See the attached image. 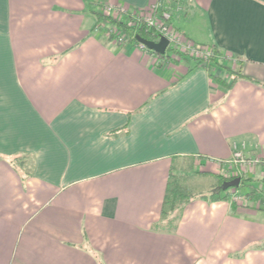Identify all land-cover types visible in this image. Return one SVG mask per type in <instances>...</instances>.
Here are the masks:
<instances>
[{
    "label": "crops",
    "instance_id": "1",
    "mask_svg": "<svg viewBox=\"0 0 264 264\" xmlns=\"http://www.w3.org/2000/svg\"><path fill=\"white\" fill-rule=\"evenodd\" d=\"M150 2L0 0V264H264V207L200 197L232 141L264 152V87L100 25ZM183 2L179 31L264 83V0ZM170 173L197 193L161 217Z\"/></svg>",
    "mask_w": 264,
    "mask_h": 264
},
{
    "label": "built area",
    "instance_id": "2",
    "mask_svg": "<svg viewBox=\"0 0 264 264\" xmlns=\"http://www.w3.org/2000/svg\"><path fill=\"white\" fill-rule=\"evenodd\" d=\"M183 10V0H151L145 10L135 12L108 5L104 7L103 11L113 16L129 13L134 23H142L154 33L165 37L168 40V46H171L173 50L197 59H206L211 55L212 48L209 45L194 43L172 23L173 15ZM115 29L112 25H108L106 28L107 34H115ZM117 39L121 42L124 41L123 35H119ZM138 46L140 49H147L142 43H139ZM231 149L230 158L223 162L225 176H241L243 173L251 170L255 171V169H263L264 171V152L247 154L244 140L232 141ZM229 196L231 201L238 204L246 199V195L238 192L235 188L230 190Z\"/></svg>",
    "mask_w": 264,
    "mask_h": 264
},
{
    "label": "trees",
    "instance_id": "3",
    "mask_svg": "<svg viewBox=\"0 0 264 264\" xmlns=\"http://www.w3.org/2000/svg\"><path fill=\"white\" fill-rule=\"evenodd\" d=\"M100 25H104L103 27H107V25H112L115 27L116 31L115 34H112L111 37H113L117 42L119 43H128L132 42L135 44H139L137 37H143L149 40H157L160 35L157 33H154L152 30L148 29L144 24L142 23H134L131 19V16L129 13L123 14L124 17L123 20L118 19L120 15L113 16L110 14H107L105 12L98 11L97 12ZM173 18V17H172ZM131 20V22L129 21ZM173 23V20H172ZM119 35H123L124 41L121 42L117 39ZM212 48L211 55L207 57L206 59H197L192 56H188L187 54L179 53L176 50H173L171 46H168L167 51H165L163 54L155 52V54L159 57H170L171 55L168 53L170 51L174 55L178 53V57L180 58H190L193 59L196 63V65L203 66L209 73V75L215 77L214 70L217 68H222V70L227 73L231 80L227 83L228 88L230 87L231 83L234 82L236 79L243 78L248 79L250 81H253L259 85H262L264 87L263 82H259L253 78H250L243 74L240 69V63L239 59L233 57V61L237 60V65L235 67H231L228 64H223V61H226V56L223 55V53L216 47V46H210ZM224 67V68H223ZM217 77V76H216ZM219 79H222L221 77H217ZM238 175H235L237 177ZM240 177V183L239 186L245 185L250 183V180H254L251 177H246L243 174ZM234 178V176H225V175H219L217 178V184L214 185L209 192L206 194L200 195L201 198H209L212 201H216L219 199H227L228 194L231 189H223L222 184L225 180H229ZM257 180V179H256ZM258 180L264 181V177L259 178ZM238 186V187H239ZM188 187L185 184V180L183 177L177 176L175 174L170 173L169 179L167 181L165 194H164V201L163 206L161 209V217H166L167 215L176 214L178 210H181L182 206L192 197V194L190 195L186 189ZM237 188V187H235ZM233 189V188H232ZM257 193V191L252 190L250 192L245 193V195L248 197H254V195ZM257 200V198H255ZM177 216V214L175 215Z\"/></svg>",
    "mask_w": 264,
    "mask_h": 264
},
{
    "label": "rangeland",
    "instance_id": "4",
    "mask_svg": "<svg viewBox=\"0 0 264 264\" xmlns=\"http://www.w3.org/2000/svg\"><path fill=\"white\" fill-rule=\"evenodd\" d=\"M102 11L104 10V8H100ZM104 12V11H103ZM123 14H120V16L118 17V19H120V20H123V16H122ZM130 22H131V20H129ZM180 24L179 23H176V27H178ZM115 28V27H114ZM179 28V27H178ZM171 53V52H170ZM173 55V54H172ZM176 55H178V53L177 54H175L174 56H176ZM233 57H226L225 58V60L226 61H223L222 63L224 64H228L229 66H231V67H235L234 66V64L235 63H237V61L236 62H233ZM224 68V67H223ZM217 69H219V70H221L220 68H217ZM214 70V69H213ZM189 162L187 161V160H183V161H181L180 162V166L181 167H183V169H185V170H183L180 174H185V173H189V169H188V167H189ZM173 172L176 174V173H178L176 170H173ZM225 175V174H224ZM264 177V176H263ZM190 179V178H189ZM189 179H188V181H187V183H186V179H184L185 180V184H186V186L188 187L187 189H186V193H187V191H188V193L191 195V194H193V193H195L196 191H197V189H193L190 185V183H189ZM256 184H257V186H256ZM246 186H249V188H247ZM232 188H235V187H229L228 189H232ZM235 189H237V191L238 192H242V193H246V191L247 192H250V191H252V190H254L255 189V191H257V193L254 195V197H253V199H251V198H249V197H245L246 199H245V201L244 202H242L241 204H238L237 202H234V201H232L233 203H236V204H238V205H242V204H249V205H251V206H256V205H258L259 207H264V181H262V180H256V179H254V180H252L250 183H248L247 185H241V186H239V187H237V188H235ZM248 189V190H247ZM261 191V192H260ZM197 193V192H196ZM229 194H230V192H229ZM255 198H257V200L255 199ZM251 202H253L252 204H251ZM254 204V205H253ZM257 206V207H258Z\"/></svg>",
    "mask_w": 264,
    "mask_h": 264
},
{
    "label": "water",
    "instance_id": "5",
    "mask_svg": "<svg viewBox=\"0 0 264 264\" xmlns=\"http://www.w3.org/2000/svg\"><path fill=\"white\" fill-rule=\"evenodd\" d=\"M137 40L139 43L145 45L148 49L156 51L161 54L165 52L168 46V40L163 36H160L158 41H152L140 36L137 37ZM240 180L241 179L238 176L229 180H225L222 184V188L225 190L228 189L229 187H238Z\"/></svg>",
    "mask_w": 264,
    "mask_h": 264
}]
</instances>
